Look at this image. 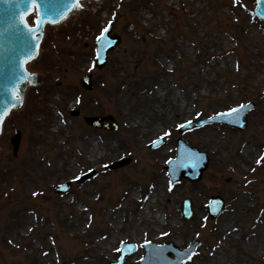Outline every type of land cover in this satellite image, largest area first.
Segmentation results:
<instances>
[{
    "label": "rangeland",
    "instance_id": "1",
    "mask_svg": "<svg viewBox=\"0 0 264 264\" xmlns=\"http://www.w3.org/2000/svg\"><path fill=\"white\" fill-rule=\"evenodd\" d=\"M253 3L120 1L108 19L123 41L103 70L93 67L101 18H78L88 38L73 19L47 28L30 65L43 82L27 91L0 136V264H109L124 240L139 245L126 259L137 264L144 241L185 248L196 239L186 264H264V21ZM88 73L93 90L80 84ZM249 101L255 108L245 130L208 124L179 131ZM93 114H113L120 129L92 127L85 116ZM179 136L210 155L200 181L168 176L164 166ZM159 137L165 143L152 149ZM88 139L100 143L96 153H87ZM127 157L126 165L107 169ZM92 170L87 182L74 180ZM67 181L69 191H55ZM215 194L225 199L217 218L206 209ZM187 196L196 212L191 221L181 214ZM148 205L161 217L142 220Z\"/></svg>",
    "mask_w": 264,
    "mask_h": 264
},
{
    "label": "water",
    "instance_id": "2",
    "mask_svg": "<svg viewBox=\"0 0 264 264\" xmlns=\"http://www.w3.org/2000/svg\"><path fill=\"white\" fill-rule=\"evenodd\" d=\"M39 5L40 16L46 21L56 20L57 23L46 22L43 24L38 34V39L33 38V34L30 33L21 22V18L27 17L36 13L32 9V0H0V112L8 110V114L12 109L21 107L16 101V94L22 98V104L24 101V93L28 86L38 84L42 76L37 73H31L27 70L26 65L33 58L38 56L39 47L42 38L44 36L45 26L50 24H59L65 19H60V14L66 12L67 18L75 11H67V8L71 6L72 0H36ZM256 0H254L253 8H255ZM81 9V8H80ZM256 12L259 16L264 17V0L257 5ZM30 13V14H29ZM29 25V23H28ZM29 27H36L30 26ZM121 42L120 35L113 32V24H111L109 31L105 34V38L99 43L97 42V56L100 60L96 61V64L102 68L108 59L109 52L114 49ZM102 61V62H100ZM36 71V70H34ZM84 86L92 88L91 76L82 79ZM13 105H17L13 107ZM253 104L246 105L240 110L239 116L233 115L232 117L221 116L220 114L212 117L208 120L199 122L202 125L207 122H225L233 126L240 128L246 127L244 118L250 108H253ZM228 113V112H226ZM87 121L97 127H103L107 129H116L118 126L115 119L109 116H92L87 117ZM195 123L187 124L182 130L192 127ZM198 124V123H196ZM2 130V124H0V133ZM20 133L13 137L12 141L15 147V151L18 149L20 143ZM159 143H155L156 146ZM208 155L206 151H201L197 147L189 146L182 138L178 140V155L175 159L170 161L168 169L174 181L180 180L182 177H189L192 180H198L201 178L203 171L208 166ZM123 162H118L111 167L119 166ZM90 176L87 175L82 178L86 180ZM70 187V183L62 185L57 188L58 191H65ZM218 200L215 198L214 201ZM222 202L219 204L215 212H219ZM212 210V214L215 213ZM183 214L186 219L193 217L192 202L189 199L183 202ZM128 245V244H127ZM197 243L191 245L187 250H180L172 243H168L164 246H156L153 244H146L147 253L145 258L140 264H182L188 260V255L193 253ZM125 246L124 252L131 254L133 247ZM170 253H175L176 257L171 258ZM127 255L124 256V260L121 262H113L112 264H124Z\"/></svg>",
    "mask_w": 264,
    "mask_h": 264
},
{
    "label": "snow or ice",
    "instance_id": "3",
    "mask_svg": "<svg viewBox=\"0 0 264 264\" xmlns=\"http://www.w3.org/2000/svg\"><path fill=\"white\" fill-rule=\"evenodd\" d=\"M234 2H235V0H234ZM256 2H257V5H259L262 2V0H256ZM81 7H82L81 0H72L71 6L67 8V11H72L74 9H80ZM32 9L36 11V15H37V19L35 21L36 27H34V28L33 27H29L28 23L26 22L25 17L21 18V22L24 24V27L30 33L33 34V38L34 39H38V34L40 33V29L42 28L44 23H46V22L57 23L58 21H56V20L46 21L44 18H42L40 16L39 5L36 3V0H32ZM261 18H264V17H261ZM60 19H67L66 12H62L60 14ZM110 26H111V21H109V25L107 27H104L102 29L101 35L99 37H97V42L98 43L105 38V34L108 33ZM36 47L38 48L39 45L37 44ZM97 60H100L99 56H97ZM100 62H102V61H100ZM94 66H95V64H93V67ZM16 101H17L18 104L22 105V98L19 96L18 92L16 94ZM15 106H17V105H13V107H15ZM244 107H245V105H240L238 108H233L228 113H221L220 115L221 116H227V117H232L233 115L239 116L240 110L242 108H244ZM7 115H8V110L7 109H5L4 112H0V124H3L4 119H5V117ZM188 123L191 124V121H189ZM186 126L187 125L181 124L179 127L183 128V127H186ZM165 135L166 136L170 135V133L166 132ZM162 139L163 138L161 137V141H162ZM261 159H264V157H261ZM77 179H79V177H77ZM34 195H35V193H34ZM165 235H167V233H165ZM146 243H148V242H146ZM125 246L132 247L131 245H126V242L121 241V247L117 249V251L121 253V257H120L121 262L124 260V256L128 254V253L124 252V247ZM190 247H191V245H190ZM134 250H135V248L133 247V251ZM195 254L196 253H194V252L189 254L188 255V259L191 260L193 255H195Z\"/></svg>",
    "mask_w": 264,
    "mask_h": 264
},
{
    "label": "bare ground",
    "instance_id": "4",
    "mask_svg": "<svg viewBox=\"0 0 264 264\" xmlns=\"http://www.w3.org/2000/svg\"><path fill=\"white\" fill-rule=\"evenodd\" d=\"M185 105H187V103H185L184 106H185ZM138 120H139V117L136 116V117L134 118L133 123H134V122H137ZM89 143H90V145H89V147H88V149H87V153H90V154L96 153V152H97V148L100 147V143H94L93 141H90V142H89V139H88V140H87V144H89ZM113 150H114L113 147H111V148H110V151H113ZM158 193H159L158 189H155V190L152 192V196L154 197V196L158 195ZM132 194L134 195V194H135V191H133ZM149 198H150V197H149ZM149 198H148V201H149ZM149 204H150V203H149ZM148 208H149V209H148ZM150 208H151V206L148 205V207H147L146 209L143 210V212H142V214H141V219H142V220H144V218H146V219H150L151 217L156 216V215H157V217H161L162 214L160 215V213H157V214L155 215L153 212H151ZM147 209H148V210H147ZM97 244L103 245V244H105V241H98ZM77 264H82V263L79 262V263H77Z\"/></svg>",
    "mask_w": 264,
    "mask_h": 264
}]
</instances>
